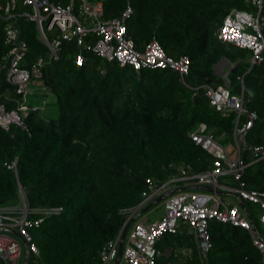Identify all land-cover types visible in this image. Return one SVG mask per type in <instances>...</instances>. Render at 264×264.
I'll return each instance as SVG.
<instances>
[{"label":"trees","instance_id":"obj_1","mask_svg":"<svg viewBox=\"0 0 264 264\" xmlns=\"http://www.w3.org/2000/svg\"><path fill=\"white\" fill-rule=\"evenodd\" d=\"M93 1L103 2L106 19L122 17L130 5L127 27L135 46L142 50L156 37L169 55L189 56L191 71L184 80L167 68L137 71L91 50L83 51L78 65L81 48L74 40L64 41L60 58L52 60L35 21L19 18L28 43L21 66L45 60L42 77L31 82L32 100L40 103L51 93L60 107L59 117L50 120L41 111L32 113L27 128L0 126V207L18 205L23 191L34 210L31 218L43 217L29 228L40 249V256L31 254L30 264H101L102 250L120 236L144 193L182 184L174 181L183 167L189 173L212 168L214 155L191 136L200 124L222 145L235 144L237 113L212 108L204 88L225 86L216 72L223 59L235 66L228 73L232 93H243L246 109L258 114L242 148L250 164L241 182L264 192V159L252 162L249 148L264 143V60L250 69V49L218 38L230 12H253L257 6L251 0ZM9 49L0 30V104L12 109L18 95L6 80ZM37 84L47 88L42 95ZM246 120L244 113L240 123ZM14 161L16 169L9 168ZM221 180L239 185L231 175ZM55 208L60 210L40 212ZM246 209L263 234L260 206L246 202ZM210 234L212 246L203 256L191 235L164 234L157 243L162 253L157 264H264L247 229L211 221ZM185 247L191 250L182 253Z\"/></svg>","mask_w":264,"mask_h":264},{"label":"built area","instance_id":"obj_2","mask_svg":"<svg viewBox=\"0 0 264 264\" xmlns=\"http://www.w3.org/2000/svg\"><path fill=\"white\" fill-rule=\"evenodd\" d=\"M257 6V15L251 11L233 10L224 19L218 30V38L226 43L250 49V69L264 60V0H251ZM133 13L127 6L122 17L106 19L102 1L70 0L64 4L54 0H0V30L5 33V42L10 47L7 59V81L16 87L19 98L15 99L16 107L8 109L0 104V126L9 129L13 124L27 128L26 120L32 113L43 106L31 103L30 83L42 77L45 60L40 58L30 68L21 66L28 43L22 37L19 18L26 17L35 21L38 32L50 49L52 60L60 58L59 51L64 41H76L81 51L76 57L78 65L84 62V50H91L96 55L122 67L142 69H172L178 71L181 77L191 71L189 56L176 58L169 55L156 37H153L140 50L128 34L127 19ZM95 37V38H94ZM94 38V39H93ZM243 81V80H242ZM205 95L210 106L219 112L235 111L237 123L234 130L235 144L222 145L213 135L207 132V125L202 123L191 133L197 143L212 153L215 157L212 168L199 173H189L187 167L181 169L177 181L182 184H166L144 193L143 203L154 198L174 192L163 202L164 215L157 220L145 218L134 222L127 236L122 255L117 264H157L158 256L162 255L157 243L166 233L186 231L191 235L200 255L210 250L211 221L229 223L247 229L254 244L260 250L264 259V233L253 225L248 218V211L241 205L233 203L228 196H237L240 201L257 204L262 209L260 220L264 226V192L247 189L242 176L250 163L245 161L242 148L246 145L248 130L254 125L258 114L250 112L245 107L244 94L235 95L228 83L225 86L214 87L204 85ZM46 104V100H43ZM247 114V120L240 123V116ZM252 162L264 159V143L250 146ZM16 169L17 161L8 165ZM231 175L239 182L238 186L222 183V177ZM201 187V188H197ZM60 209L41 210L58 212ZM34 212L29 207L27 195L22 192L20 203L15 206L0 207V259L4 264H17L21 251V242L8 230H16L29 246V250L40 256V249L33 241L29 230L31 226H39L43 217L31 218ZM125 242V241H124ZM120 236L110 241L101 253V264H115L118 257ZM185 249L184 251H189ZM168 252L172 249L168 248ZM167 264H184L182 261Z\"/></svg>","mask_w":264,"mask_h":264},{"label":"water","instance_id":"obj_3","mask_svg":"<svg viewBox=\"0 0 264 264\" xmlns=\"http://www.w3.org/2000/svg\"><path fill=\"white\" fill-rule=\"evenodd\" d=\"M226 78H227V75H226ZM229 81V80H228ZM197 188H201V187H197ZM174 192V190H171L167 193H164L162 195H160L159 197H157L156 199H154L153 201H151L150 203H148L147 205H145L144 207H141L142 204L133 210L134 214L133 216L131 217V219L128 221V223L126 224V226L124 227L121 235H120V243H119V251H118V257L115 261V264L118 263L121 255H122V252H123V249H124V241L126 239V236H127V232L129 230V228L131 227V225L137 221L138 219H140L150 208H152L154 205L156 204H159V203H162L166 197L170 194H172ZM240 205L241 207L246 211V204L244 201H240ZM248 218L250 219L252 225H253V228L256 229V226H255V223L252 219V217L247 214ZM9 232L13 233L19 240H21V242L24 244V248H25V259H24V263L23 264H30V253H29V249H28V244L25 242V240L23 239V237L15 230H8Z\"/></svg>","mask_w":264,"mask_h":264},{"label":"rangeland","instance_id":"obj_4","mask_svg":"<svg viewBox=\"0 0 264 264\" xmlns=\"http://www.w3.org/2000/svg\"><path fill=\"white\" fill-rule=\"evenodd\" d=\"M254 14L257 15V11L253 10ZM233 67L227 60H224L219 66H217L216 71L221 73L222 71L228 72ZM45 112V113H44ZM44 117L48 120L53 118H58L60 115V107L56 101V98L53 94H49L48 105L46 109L41 112ZM164 215V205L162 203L154 205L150 208L141 218H147L148 220H157ZM25 259V249L23 250L22 256L17 264H23ZM1 264V261H0ZM40 264H43L42 262Z\"/></svg>","mask_w":264,"mask_h":264},{"label":"clouds","instance_id":"obj_5","mask_svg":"<svg viewBox=\"0 0 264 264\" xmlns=\"http://www.w3.org/2000/svg\"><path fill=\"white\" fill-rule=\"evenodd\" d=\"M7 77V76H6ZM184 78L185 77H183L182 79L184 80ZM7 80V79H6ZM8 82V81H7ZM11 85V84H10ZM13 86V85H12ZM15 87V86H14ZM46 88V87H45ZM30 89H31V96H30V99H31V103H36V104H39V105H41V106H43V108L42 109H40L39 111H36V112H43L45 109H46V105H47V103H48V99L47 98H43V99H41V102L40 103H38L37 101H34V100H32V97L35 95L34 94V90H33V88L31 87V83H30ZM15 91H16V87H15ZM16 93H17V91H16ZM17 95H18V97H16L15 99H17V98H19V94L17 93ZM42 95V94H41ZM43 100H46V104H43ZM15 101V100H14ZM23 192V191H22ZM24 193V192H23ZM159 197V196H158ZM154 200V199H153ZM153 200H151V201H153ZM144 201V200H143ZM151 201H149L148 203H150ZM164 202V201H163ZM162 202V203H163ZM148 203H141L142 204V206L141 207H144L145 205H147ZM140 204V205H141ZM245 204H246V202H245ZM15 206V205H14ZM133 216V215H132ZM140 219H142V218H140ZM139 220V219H138ZM151 221V220H150ZM136 222V221H135ZM129 230H130V228H129ZM16 231V230H15ZM9 232V231H8ZM11 233V232H10ZM122 233V232H121ZM13 234V233H12ZM128 234H129V232H127V236H128ZM176 234V233H175ZM14 235V234H13ZM121 235V234H120ZM15 236V235H14ZM127 236H126V238H127ZM16 237V236H15ZM17 238V237H16ZM18 239V238H17ZM19 240V239H18ZM126 240V239H125ZM20 242H21V240H19ZM21 244H22V251H21V255H20V258H21V256H22V253H23V249H25L24 248V244L21 242ZM28 249H29V246H28ZM29 253H30V256H31V254H33L30 250H29ZM20 258H19V260H20ZM1 260V259H0ZM18 260V261H19ZM2 261V260H1ZM3 262V261H2ZM4 263V262H3Z\"/></svg>","mask_w":264,"mask_h":264},{"label":"crops","instance_id":"obj_6","mask_svg":"<svg viewBox=\"0 0 264 264\" xmlns=\"http://www.w3.org/2000/svg\"><path fill=\"white\" fill-rule=\"evenodd\" d=\"M225 59H223L222 60V62L224 61ZM228 61V60H227ZM229 62V61H228ZM230 63V62H229ZM219 66V65H218ZM217 68V67H216ZM235 68V66L233 65V67H232V69H234ZM231 69V70H232ZM231 70H228V72H224V71H222L221 73H218L217 71V73L219 74V75H221L222 77H224V79H225V81H226V84L225 85H228V83H229V81H228V73L231 71ZM226 75H227V78H226ZM230 85V84H229ZM36 88H37V91H39V93L40 94H42V93H44L45 92V90L47 89V88H45V87H42V86H39V84H37V85H35V90H36ZM36 93V92H35ZM37 99H35L34 101H36ZM48 100H49V98H48ZM227 198L229 199V200H231L233 203H236V204H239L240 205V202H239V199L237 198V196H228L227 195ZM145 219H147V218H145ZM182 233V232H181ZM184 233H186V231H184ZM125 244H127V238H126V240H125V242H124V245ZM187 247H185L184 249H182V253H183V250H185ZM24 250V249H23ZM191 250V249H190ZM189 250V251H190ZM185 252V251H184ZM183 262V261H182Z\"/></svg>","mask_w":264,"mask_h":264}]
</instances>
